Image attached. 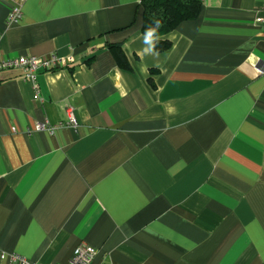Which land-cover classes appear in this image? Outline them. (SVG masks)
Returning a JSON list of instances; mask_svg holds the SVG:
<instances>
[{
	"label": "crops",
	"instance_id": "crops-1",
	"mask_svg": "<svg viewBox=\"0 0 264 264\" xmlns=\"http://www.w3.org/2000/svg\"><path fill=\"white\" fill-rule=\"evenodd\" d=\"M141 1L0 0V60L74 59L38 100L0 71V264H264V0H201L160 52Z\"/></svg>",
	"mask_w": 264,
	"mask_h": 264
},
{
	"label": "built area",
	"instance_id": "built-area-1",
	"mask_svg": "<svg viewBox=\"0 0 264 264\" xmlns=\"http://www.w3.org/2000/svg\"><path fill=\"white\" fill-rule=\"evenodd\" d=\"M263 16L259 17V22L264 23V7L262 9ZM20 18L19 7H14L8 14L7 22L8 24L15 23ZM74 59L71 56L60 57L55 54L50 55L47 58H38L32 55H18L13 57H5L0 60V71L8 69H19L23 73L25 80L31 83L34 90V100L39 99L38 86L36 84L37 74L41 71H53L62 69L63 67L71 64ZM66 121L65 123H60L54 127L39 126V129H45L49 134H53L57 128L62 126L69 127L73 130L77 128V121L74 116V111L72 107L67 106L65 108ZM72 254V257L66 264H91L97 252L94 248L87 245L77 246ZM10 264H33L18 255H9Z\"/></svg>",
	"mask_w": 264,
	"mask_h": 264
},
{
	"label": "trees",
	"instance_id": "trees-1",
	"mask_svg": "<svg viewBox=\"0 0 264 264\" xmlns=\"http://www.w3.org/2000/svg\"><path fill=\"white\" fill-rule=\"evenodd\" d=\"M141 6V32L147 36L148 31L154 30L151 37L155 39V50L160 52L169 46L161 38L175 30L181 22L194 20L201 11V0H142ZM157 20L160 21L159 25L156 24ZM117 59L122 61L120 52H117Z\"/></svg>",
	"mask_w": 264,
	"mask_h": 264
},
{
	"label": "clouds",
	"instance_id": "clouds-1",
	"mask_svg": "<svg viewBox=\"0 0 264 264\" xmlns=\"http://www.w3.org/2000/svg\"><path fill=\"white\" fill-rule=\"evenodd\" d=\"M156 24L159 25V24H160V21L157 20V21H156ZM153 31H154V30H150V31H148V33H147V37H151Z\"/></svg>",
	"mask_w": 264,
	"mask_h": 264
}]
</instances>
